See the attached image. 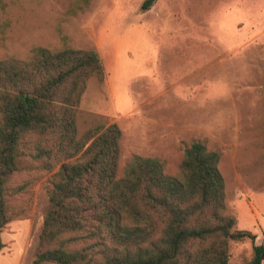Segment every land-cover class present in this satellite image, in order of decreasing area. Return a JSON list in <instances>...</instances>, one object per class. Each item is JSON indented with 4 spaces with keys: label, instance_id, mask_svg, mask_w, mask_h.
Masks as SVG:
<instances>
[{
    "label": "rangeland",
    "instance_id": "374dc122",
    "mask_svg": "<svg viewBox=\"0 0 264 264\" xmlns=\"http://www.w3.org/2000/svg\"><path fill=\"white\" fill-rule=\"evenodd\" d=\"M0 0V60L33 48L97 49L105 65L79 108L122 130L120 173L133 154L157 156L176 174L183 143L220 149L227 211L236 229L229 264H250L264 244V0ZM21 143V168L6 184L10 220L29 221L32 264L52 174ZM54 264V263H50ZM264 264V261H263Z\"/></svg>",
    "mask_w": 264,
    "mask_h": 264
},
{
    "label": "trees",
    "instance_id": "16d2710c",
    "mask_svg": "<svg viewBox=\"0 0 264 264\" xmlns=\"http://www.w3.org/2000/svg\"><path fill=\"white\" fill-rule=\"evenodd\" d=\"M105 77L93 48L37 46L26 59L0 60V251L11 221L6 184L33 137L31 156L58 169L32 264H229L230 242L256 235L227 211L221 150L192 139L176 174L139 154L120 173V126L79 108L89 80ZM263 261L257 244L250 264Z\"/></svg>",
    "mask_w": 264,
    "mask_h": 264
},
{
    "label": "crops",
    "instance_id": "0c3cea01",
    "mask_svg": "<svg viewBox=\"0 0 264 264\" xmlns=\"http://www.w3.org/2000/svg\"><path fill=\"white\" fill-rule=\"evenodd\" d=\"M29 221L11 220L3 230L5 246L0 251V264H25L24 250L31 238Z\"/></svg>",
    "mask_w": 264,
    "mask_h": 264
}]
</instances>
